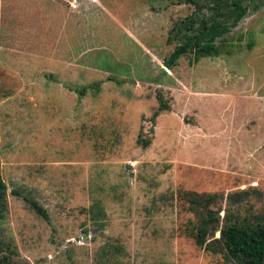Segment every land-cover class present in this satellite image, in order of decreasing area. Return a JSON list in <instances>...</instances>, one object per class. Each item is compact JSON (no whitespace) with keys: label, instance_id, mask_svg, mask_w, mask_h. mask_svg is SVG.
<instances>
[{"label":"rangeland","instance_id":"rangeland-1","mask_svg":"<svg viewBox=\"0 0 264 264\" xmlns=\"http://www.w3.org/2000/svg\"><path fill=\"white\" fill-rule=\"evenodd\" d=\"M246 6L216 54L165 69L189 3L0 0V251L13 264H230L193 243L181 193L215 195L219 220L264 221V0ZM157 93L168 108L150 121Z\"/></svg>","mask_w":264,"mask_h":264},{"label":"trees","instance_id":"trees-1","mask_svg":"<svg viewBox=\"0 0 264 264\" xmlns=\"http://www.w3.org/2000/svg\"><path fill=\"white\" fill-rule=\"evenodd\" d=\"M189 3L194 14L188 15L172 24L167 32L166 40L174 41L172 50L162 59V65L169 69L178 57L189 53L192 60L198 57L216 54L214 41L227 33L247 11V0H176ZM96 88V87H95ZM83 89L79 90L81 94ZM156 108L150 114V121L168 106L162 101L161 95H155ZM135 143L145 147L149 138H135ZM15 194V193H12ZM238 193H229L226 198L235 202ZM187 202L188 210L196 215L190 236L196 246L213 253H219L224 262L230 264H264V221L255 219H237L231 213L223 212L219 220L217 212L209 208L215 195L201 194L193 191L181 193ZM28 206L42 219H46L45 211L32 199L24 198ZM6 208L5 185L0 178V218ZM217 236L213 237V233ZM5 252L0 251V264H13L12 251L4 244ZM1 250V249H0Z\"/></svg>","mask_w":264,"mask_h":264},{"label":"crops","instance_id":"crops-1","mask_svg":"<svg viewBox=\"0 0 264 264\" xmlns=\"http://www.w3.org/2000/svg\"><path fill=\"white\" fill-rule=\"evenodd\" d=\"M166 69V68H165Z\"/></svg>","mask_w":264,"mask_h":264}]
</instances>
